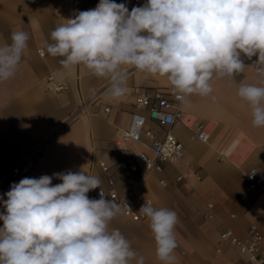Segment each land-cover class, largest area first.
Wrapping results in <instances>:
<instances>
[{
	"label": "crops",
	"instance_id": "obj_1",
	"mask_svg": "<svg viewBox=\"0 0 264 264\" xmlns=\"http://www.w3.org/2000/svg\"><path fill=\"white\" fill-rule=\"evenodd\" d=\"M115 2L124 3L131 11L146 0ZM98 3L99 0H0V46L11 43L14 31L29 34L16 75L0 83V172L49 138L34 168L3 186L0 198L6 200L4 194L11 185L25 177L58 172L85 171L100 178L101 188L107 186L110 177L121 195L139 180L134 188L138 201L148 198L154 207L168 208L178 215L176 264H249L247 255L222 240L220 234L232 229L246 240L251 224L264 232V192L249 189L246 179L251 168L264 170V127L252 125L250 106L237 95L241 81L260 85L264 76L257 72L255 63L241 56L246 67L235 80L214 77L210 96L192 95L189 103L182 104L186 124L177 123L172 128L184 146L181 158L165 163L161 173L141 176L140 171H122L117 163L131 151L149 153L145 136L142 143L130 140L127 150L117 149L114 144L117 134L129 125L135 110L134 96L156 88L166 89L170 84L165 77L127 66V91L119 98H111L107 79L96 77L83 65L65 69L59 62L62 58L47 54L44 44L52 42L50 32L66 19L74 18L77 11L93 9ZM254 58L257 61L258 56ZM51 71H57L68 83L65 91H43L41 84ZM95 92L98 98L59 129L77 106ZM199 126L208 133L207 140L198 137ZM146 127L162 135V128L155 122L148 120ZM100 161L108 165L107 172L101 170ZM58 183L61 181L53 179V185ZM97 189L87 193L90 199H97L93 195ZM4 211L0 203V212ZM149 223L147 218L134 221L122 213L110 226L123 233L132 248L145 258V264H163L156 256Z\"/></svg>",
	"mask_w": 264,
	"mask_h": 264
},
{
	"label": "clouds",
	"instance_id": "obj_2",
	"mask_svg": "<svg viewBox=\"0 0 264 264\" xmlns=\"http://www.w3.org/2000/svg\"><path fill=\"white\" fill-rule=\"evenodd\" d=\"M10 39L0 46V83L16 75L29 34L14 31ZM50 39L47 54L62 58L65 69L83 65L107 79L111 98L126 93L131 66L165 77L176 99L187 104L192 95L210 96L214 77L235 80L243 73L241 54L258 56L256 70L264 76V0H146L131 11L99 0L55 27ZM237 95L250 106L252 125L264 127V83L241 81ZM53 179L61 183L53 185ZM97 188L100 198L90 199L87 193ZM4 195L0 264H145L110 226L124 209L105 198L98 176L66 171L25 177ZM139 212L150 221L157 258L176 264L177 213L147 201Z\"/></svg>",
	"mask_w": 264,
	"mask_h": 264
},
{
	"label": "built area",
	"instance_id": "obj_3",
	"mask_svg": "<svg viewBox=\"0 0 264 264\" xmlns=\"http://www.w3.org/2000/svg\"><path fill=\"white\" fill-rule=\"evenodd\" d=\"M43 54L41 49L38 50ZM241 56L252 63L256 62L254 56L249 59L243 54ZM42 89L45 92L59 93L68 88V83L64 81L57 71H51L43 80ZM98 98V92L93 93L87 99L83 100L72 112L63 124L62 128L71 120L82 113L90 102ZM135 110L132 112L130 122L127 128L121 130L114 144L117 149L127 150L130 140L142 143V137L149 140L147 152L131 151L127 158L121 159L117 166L125 172H141V176L148 172L161 173L165 163L173 162L183 155V143L173 133L172 128L177 123L186 124L182 116V103L176 99L171 91V85L166 89L156 88L154 90L143 91L134 96ZM109 110L108 107L105 108ZM148 120L155 122L163 130L162 135H158L152 129L146 127ZM208 133L199 126L198 137L201 140H207ZM49 138L35 145L20 160L10 168L0 172V189L13 179L28 174L35 166L36 159L44 150ZM103 172H107L108 165L104 161L99 162ZM178 180L181 179L179 176ZM247 187L251 190L260 189L264 192V170L251 168L246 173ZM139 180L132 183L130 188L124 193L119 194L114 180L107 178V186L101 188L105 193L107 200H114L122 206L123 213L134 221H140L146 217L139 212L142 205L151 204V200L145 198L138 201L134 195V188ZM161 184H165L160 179ZM100 188L93 192L94 197L100 198ZM127 204L128 207H125ZM248 237L246 240L240 239L235 235L232 229H226L221 232L222 240L229 242L237 247L240 253L247 255L249 264H264V232L256 224H251L247 230Z\"/></svg>",
	"mask_w": 264,
	"mask_h": 264
},
{
	"label": "bare ground",
	"instance_id": "obj_4",
	"mask_svg": "<svg viewBox=\"0 0 264 264\" xmlns=\"http://www.w3.org/2000/svg\"><path fill=\"white\" fill-rule=\"evenodd\" d=\"M184 120V119H183Z\"/></svg>",
	"mask_w": 264,
	"mask_h": 264
}]
</instances>
